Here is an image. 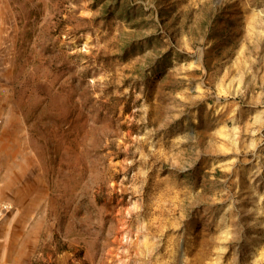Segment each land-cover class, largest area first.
<instances>
[{"label":"rangeland","instance_id":"obj_1","mask_svg":"<svg viewBox=\"0 0 264 264\" xmlns=\"http://www.w3.org/2000/svg\"><path fill=\"white\" fill-rule=\"evenodd\" d=\"M0 264H264V0H0Z\"/></svg>","mask_w":264,"mask_h":264},{"label":"built area","instance_id":"obj_2","mask_svg":"<svg viewBox=\"0 0 264 264\" xmlns=\"http://www.w3.org/2000/svg\"><path fill=\"white\" fill-rule=\"evenodd\" d=\"M13 211V205L10 201L0 198V222L4 220Z\"/></svg>","mask_w":264,"mask_h":264}]
</instances>
